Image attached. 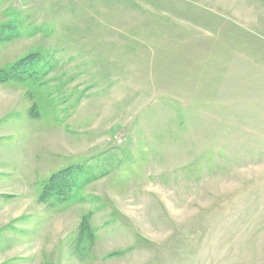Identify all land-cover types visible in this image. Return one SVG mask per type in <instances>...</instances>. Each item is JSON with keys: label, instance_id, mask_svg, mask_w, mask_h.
Here are the masks:
<instances>
[{"label": "rangeland", "instance_id": "obj_1", "mask_svg": "<svg viewBox=\"0 0 264 264\" xmlns=\"http://www.w3.org/2000/svg\"><path fill=\"white\" fill-rule=\"evenodd\" d=\"M0 264H264V0H0Z\"/></svg>", "mask_w": 264, "mask_h": 264}, {"label": "trees", "instance_id": "obj_2", "mask_svg": "<svg viewBox=\"0 0 264 264\" xmlns=\"http://www.w3.org/2000/svg\"><path fill=\"white\" fill-rule=\"evenodd\" d=\"M9 80H18L17 77H11ZM50 183H51V179H50ZM49 185V182H48ZM56 196H58V193H55ZM62 199V198H59Z\"/></svg>", "mask_w": 264, "mask_h": 264}]
</instances>
